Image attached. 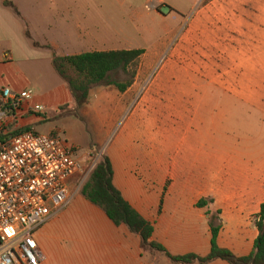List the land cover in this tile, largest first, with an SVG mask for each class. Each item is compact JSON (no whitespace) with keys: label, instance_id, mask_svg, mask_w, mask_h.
<instances>
[{"label":"rangeland","instance_id":"obj_1","mask_svg":"<svg viewBox=\"0 0 264 264\" xmlns=\"http://www.w3.org/2000/svg\"><path fill=\"white\" fill-rule=\"evenodd\" d=\"M16 1L33 37L41 44L49 43L51 50L41 51L46 56L43 60L10 65L0 85L32 91L33 105L44 106L41 117L49 118L34 125L36 132L59 131L78 149L85 174L69 182L76 194L99 160L120 143L123 148L138 149L141 162H152L153 155L161 151L169 167L175 156L170 143L176 138L174 101L179 91L197 88L196 78L198 88L210 84L213 75L222 83L238 86V79L228 81L220 76L233 73L243 74L244 87L264 86L260 77L264 76V17L254 14L257 10L251 0ZM124 49L145 50L129 71L112 75L127 83L135 72V87L124 94L115 86H95L89 102L78 107L54 68L53 56ZM217 104L215 100L204 104L209 111L219 108L216 136L239 137L244 143L240 151L264 153V114L261 119L258 111L246 114L235 104ZM164 131L166 150L162 147ZM144 249L151 252L152 261L157 259L154 264H169L158 255L160 251Z\"/></svg>","mask_w":264,"mask_h":264},{"label":"crops","instance_id":"obj_2","mask_svg":"<svg viewBox=\"0 0 264 264\" xmlns=\"http://www.w3.org/2000/svg\"><path fill=\"white\" fill-rule=\"evenodd\" d=\"M10 1L18 12L6 6L5 0H0L2 80L6 79L5 71L10 65L43 60L46 56H41V51L51 50L49 43L41 44L33 37L19 3ZM251 1L257 10L254 14L264 17V0ZM220 76L228 81L238 79L240 83L238 86L227 85L213 75L214 78L209 79L211 83L204 88H198L200 84L196 78L197 88L179 91L173 105V134L176 138L170 141L175 156L169 167L161 151L157 156L153 155L150 163L137 159L138 149L129 148V145L123 148L121 143L108 154L114 169V185L134 209L154 225L152 239L174 256L194 253L204 257L210 254V219L218 212L222 220L218 244L237 257L252 254L260 234L257 222L264 203V153L240 151L238 147L244 143L239 137H217L215 114L219 108L209 111V106L205 108L204 104H208V100H215L219 107L235 104L245 109L246 114L258 111L262 119L264 86L244 87L241 84L245 81L243 74ZM260 77L264 80V76ZM8 81L16 85L12 76H8ZM134 87L135 84L124 94ZM31 100L23 105L16 119L6 120L3 129L29 127L36 132L34 125L49 119L30 110L34 106ZM55 132L59 131L51 130L49 134ZM163 136L162 147L166 150L165 131ZM76 193L72 190L68 205L35 233L44 256L41 264L156 262L157 259L152 261L151 252L145 251L138 234L125 225H115L103 209L87 200L80 191ZM204 199L213 202L199 207L198 203ZM158 255L167 259L169 264H181L172 261L166 253L159 252ZM208 264L230 263L217 259Z\"/></svg>","mask_w":264,"mask_h":264},{"label":"built area","instance_id":"obj_3","mask_svg":"<svg viewBox=\"0 0 264 264\" xmlns=\"http://www.w3.org/2000/svg\"><path fill=\"white\" fill-rule=\"evenodd\" d=\"M30 90L0 85V129L32 99ZM35 113L42 105L31 106ZM78 149L60 132L35 131L0 143V264H41L36 231L58 215L73 194L69 182L84 176Z\"/></svg>","mask_w":264,"mask_h":264},{"label":"trees","instance_id":"obj_4","mask_svg":"<svg viewBox=\"0 0 264 264\" xmlns=\"http://www.w3.org/2000/svg\"><path fill=\"white\" fill-rule=\"evenodd\" d=\"M5 5L18 12L12 1L5 0ZM27 35L31 38L29 32ZM144 53V49H124L89 51L66 56L54 55L53 65L56 72L67 83L77 106L83 107L89 102L92 88L95 86H115L120 92H126L134 83L135 72L127 83L114 80L112 75L118 70L129 71ZM29 131H32L29 127L9 131L2 128L0 129V143ZM113 178L112 161L109 156H104L93 169L88 181L82 186L81 193L87 200L103 209L115 225H125L133 233L138 234L141 237L143 247L148 246L166 253L172 261L181 264L194 262L208 264L217 259L228 261L230 264H264V203L257 222L260 234L255 242L254 251L249 256L237 257L230 250L219 246L218 239L222 230L220 212L213 214L210 219L212 232L210 254L204 257L194 253L174 256L163 245L152 239L155 231L154 225L124 198L122 192L114 185ZM210 203L212 200L204 199L198 203V206L204 207Z\"/></svg>","mask_w":264,"mask_h":264}]
</instances>
